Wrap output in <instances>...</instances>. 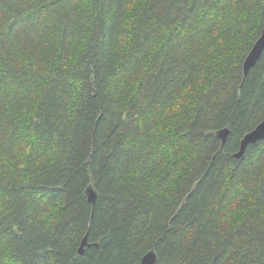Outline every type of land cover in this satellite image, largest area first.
<instances>
[{
	"label": "trees",
	"instance_id": "trees-1",
	"mask_svg": "<svg viewBox=\"0 0 264 264\" xmlns=\"http://www.w3.org/2000/svg\"><path fill=\"white\" fill-rule=\"evenodd\" d=\"M263 28L264 0H0V264H264V141L233 157Z\"/></svg>",
	"mask_w": 264,
	"mask_h": 264
},
{
	"label": "water",
	"instance_id": "water-1",
	"mask_svg": "<svg viewBox=\"0 0 264 264\" xmlns=\"http://www.w3.org/2000/svg\"><path fill=\"white\" fill-rule=\"evenodd\" d=\"M263 52H264V28L262 30L260 37L254 44L252 50L250 51V53L248 54L247 58L244 61L243 64L244 80L248 77L251 70H253L257 66ZM230 134H231V129L228 127L220 129L215 133L216 137L221 140L222 146L226 145ZM261 141H264V121L259 123L258 126L253 131L247 133L244 136V138L240 142L239 151L236 154H234L233 157L236 160L242 159L249 146L255 145ZM86 193L89 202L95 207L98 200V194L93 188V186H89ZM87 245H88V238H85L79 250L80 256H84ZM157 262H158V256L156 252L150 251L143 257L141 264H157Z\"/></svg>",
	"mask_w": 264,
	"mask_h": 264
},
{
	"label": "snow or ice",
	"instance_id": "snow-or-ice-1",
	"mask_svg": "<svg viewBox=\"0 0 264 264\" xmlns=\"http://www.w3.org/2000/svg\"><path fill=\"white\" fill-rule=\"evenodd\" d=\"M3 119H4V114L2 112V109H0V124L3 123Z\"/></svg>",
	"mask_w": 264,
	"mask_h": 264
}]
</instances>
